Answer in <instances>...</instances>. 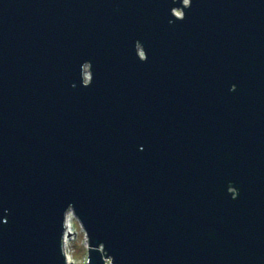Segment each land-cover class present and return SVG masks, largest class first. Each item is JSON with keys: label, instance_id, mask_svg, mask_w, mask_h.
Returning <instances> with one entry per match:
<instances>
[{"label": "water", "instance_id": "water-1", "mask_svg": "<svg viewBox=\"0 0 264 264\" xmlns=\"http://www.w3.org/2000/svg\"><path fill=\"white\" fill-rule=\"evenodd\" d=\"M70 213L88 264H264V0H0V264Z\"/></svg>", "mask_w": 264, "mask_h": 264}, {"label": "rangeland", "instance_id": "rangeland-1", "mask_svg": "<svg viewBox=\"0 0 264 264\" xmlns=\"http://www.w3.org/2000/svg\"><path fill=\"white\" fill-rule=\"evenodd\" d=\"M71 224L73 229L71 230L72 235L67 239L68 251L71 259V264H88V240L85 231L81 224L71 215Z\"/></svg>", "mask_w": 264, "mask_h": 264}, {"label": "built area", "instance_id": "built-area-1", "mask_svg": "<svg viewBox=\"0 0 264 264\" xmlns=\"http://www.w3.org/2000/svg\"><path fill=\"white\" fill-rule=\"evenodd\" d=\"M69 215V219H71V215H72V213H70V214H68ZM67 221V226H68V222H69V220L67 219L66 220ZM70 228V227H69ZM69 228L67 227V231H66V242H65V252H66V254H67V256H68V261H69V264H71V259H70V255H69V251H68V243H67V239H68V235H69ZM71 231V230H70ZM70 235H72V233L70 234Z\"/></svg>", "mask_w": 264, "mask_h": 264}, {"label": "bare ground", "instance_id": "bare-ground-1", "mask_svg": "<svg viewBox=\"0 0 264 264\" xmlns=\"http://www.w3.org/2000/svg\"><path fill=\"white\" fill-rule=\"evenodd\" d=\"M67 219L69 220L68 222V228L71 227V229H73V224H71V219H69V215L67 216ZM69 234H71V231H69ZM70 236V235H69ZM68 243V242H67Z\"/></svg>", "mask_w": 264, "mask_h": 264}]
</instances>
